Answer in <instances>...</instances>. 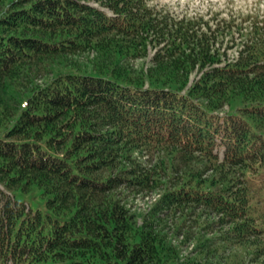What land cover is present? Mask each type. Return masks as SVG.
<instances>
[{
  "label": "trees",
  "instance_id": "16d2710c",
  "mask_svg": "<svg viewBox=\"0 0 264 264\" xmlns=\"http://www.w3.org/2000/svg\"><path fill=\"white\" fill-rule=\"evenodd\" d=\"M79 51L93 55L61 57ZM55 60L47 79L15 90ZM0 92L17 102L10 114L0 109V264H190L171 240L182 222L167 230V213L198 207L223 225L216 244L197 233L198 256L251 238L264 253L251 201L257 192L264 204V11L0 0ZM138 147L202 168L164 179V160L148 169L131 160ZM156 185L162 192L139 215L115 192Z\"/></svg>",
  "mask_w": 264,
  "mask_h": 264
},
{
  "label": "rangeland",
  "instance_id": "374dc122",
  "mask_svg": "<svg viewBox=\"0 0 264 264\" xmlns=\"http://www.w3.org/2000/svg\"><path fill=\"white\" fill-rule=\"evenodd\" d=\"M151 4H156L157 6H163L167 10L181 13V12H194L201 11H221L222 14L227 12L235 11L237 13L245 14L249 11H264V0H150ZM93 55L92 51H79L71 52L61 57H67L68 63H85ZM150 57H145L144 59H135L132 61L135 64L141 62L148 63ZM52 59H46L49 61ZM60 63L58 60L46 63L43 66H37L31 69L30 75L27 77L20 78L18 82H14L15 90L18 91L25 84H30V82L35 81L40 83L50 76V70L52 68L58 67ZM0 109L4 110L6 113H12L17 107V102L14 97L9 96L8 93L0 92ZM226 109V106L224 107ZM1 119V117H0ZM220 157V149H216ZM131 160L134 163H138L141 167L148 169L154 168L157 164H161L164 160V165H161L160 169L161 176L164 179L171 180V176H178L181 171L186 167H191L193 170H200L202 166L199 160H187L179 154L169 155L165 149L158 147H138L134 149L130 155ZM170 163H173L174 168H170ZM196 172V170H194ZM214 171L209 168L204 171V175H209ZM2 187V184H0ZM162 186L156 185L155 187L146 188L143 190L136 191L134 189L124 188L120 186L116 188V194L121 198V200L126 204V206L136 214H142L149 210L150 206L156 200V198L162 192ZM261 194L255 192L253 193L252 203L260 208L257 214H262L260 217L264 220V209L263 200H260ZM36 199V197H34ZM37 202V200H35ZM190 209V208H189ZM167 230H171L177 221L182 222L181 234H175L172 236V243L179 245L180 256L186 257L188 260L186 262L190 264H264V253L256 254L254 253V243L258 241L259 238H251L249 242L245 245H240L237 242H230L227 244L226 248L219 249L215 256H198L197 252L194 251V244L196 243V235L198 232H203V234L208 235L215 239V244L219 242V236L222 233V226L218 222L219 214L210 212L203 208H196L187 214H183L180 210H173L167 213ZM183 214V215H182ZM206 221H211L210 228H203ZM215 221V222H214ZM192 234L190 239L182 243L183 235L186 233Z\"/></svg>",
  "mask_w": 264,
  "mask_h": 264
}]
</instances>
